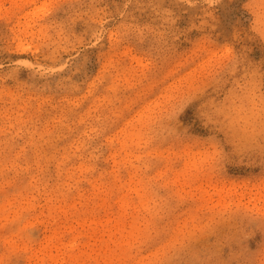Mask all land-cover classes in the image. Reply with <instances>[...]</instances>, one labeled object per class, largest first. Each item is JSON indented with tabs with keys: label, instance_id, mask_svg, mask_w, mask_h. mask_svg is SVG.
I'll return each mask as SVG.
<instances>
[{
	"label": "rangeland",
	"instance_id": "374dc122",
	"mask_svg": "<svg viewBox=\"0 0 264 264\" xmlns=\"http://www.w3.org/2000/svg\"><path fill=\"white\" fill-rule=\"evenodd\" d=\"M0 264H264V0H0Z\"/></svg>",
	"mask_w": 264,
	"mask_h": 264
}]
</instances>
